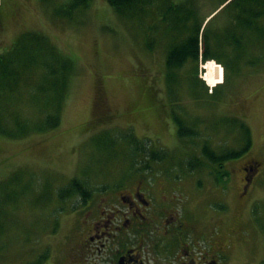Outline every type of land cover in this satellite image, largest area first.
Here are the masks:
<instances>
[{
    "label": "rangeland",
    "instance_id": "1",
    "mask_svg": "<svg viewBox=\"0 0 264 264\" xmlns=\"http://www.w3.org/2000/svg\"><path fill=\"white\" fill-rule=\"evenodd\" d=\"M69 1L25 0L17 28L9 23V9L1 11L6 27L0 30V53L33 31L69 58L73 70L57 127L17 139L0 134V264L33 262L43 253L44 264H63L72 227L68 214L80 200L62 202L58 188L76 177L96 195L106 180L125 173L154 177L160 187L166 182L179 200H192L190 213L199 220L222 215L224 227L234 224L245 240L238 263L264 264V177L244 205L238 204L241 163L251 158L264 168V31L245 30L240 44H226L227 23L237 21V0H185L195 4L187 22L202 23L223 69L199 58L196 71L187 60L171 84L164 77L166 48L183 35L169 29L174 14L169 6L184 0H148L124 14L107 0H88L87 6ZM256 21L264 26V15ZM241 32L237 27L236 38ZM24 115L29 123L39 116L34 104L25 106ZM174 115L198 136L179 139ZM240 122L250 129L251 145L224 162L228 174L222 182L232 180L225 195L212 184L216 167L201 156L204 166L189 171L188 159L200 156L206 141L217 151L239 148ZM126 135L170 156L146 161L131 154L134 144L126 143Z\"/></svg>",
    "mask_w": 264,
    "mask_h": 264
},
{
    "label": "flooded vegetation",
    "instance_id": "2",
    "mask_svg": "<svg viewBox=\"0 0 264 264\" xmlns=\"http://www.w3.org/2000/svg\"><path fill=\"white\" fill-rule=\"evenodd\" d=\"M24 2L0 0V30L6 27L3 7L9 9V23L17 28L21 17L17 13ZM180 3L195 8L192 1ZM238 169V196L243 199L238 204L243 206L263 181L264 168L261 162L246 158ZM213 179L217 190L227 195L232 180ZM161 185L154 177L125 173L106 180L85 201L78 198L80 206L68 214L72 227L65 240L63 264H239L240 251L245 252L240 230L234 224L225 228L219 214L197 219L190 213L189 197L179 200L166 182Z\"/></svg>",
    "mask_w": 264,
    "mask_h": 264
},
{
    "label": "trees",
    "instance_id": "3",
    "mask_svg": "<svg viewBox=\"0 0 264 264\" xmlns=\"http://www.w3.org/2000/svg\"><path fill=\"white\" fill-rule=\"evenodd\" d=\"M76 1L81 2L83 6L88 5V0H70L69 3L72 4ZM107 2L117 13L124 14L128 9L132 11L137 3H148L149 1L107 0ZM236 4L239 7V10L234 13L237 21L227 25L225 37L226 44L231 45L240 44L242 40L240 37L245 34V30L250 31L256 28L258 31H264V26L256 21L260 15H264V0H237ZM169 7L174 11L169 29L174 32L173 36L181 37L183 35L180 40L172 41L166 48L164 77L167 83L173 84L177 81V70L182 68L187 60L195 63L197 71L196 64L199 58L203 61L211 58L217 59L210 52L202 23L194 20L189 25L187 22L194 17V9L187 8L183 4L170 5ZM237 27L238 31L239 27L242 29L239 38H236ZM72 70V61L60 54L48 42L45 35L33 31L22 33L9 49L0 53V134L17 139L30 132H45L57 127L61 121V109L67 96ZM21 100L25 101L22 103ZM29 104H34L39 115L32 123H29L24 115V108ZM173 119L177 124L176 131L179 139L198 136L197 131L192 127H187L181 117L174 115ZM239 128L240 140H244L239 148L226 147L217 151L206 141L200 148L201 155H192L188 159L189 171L204 166L202 156L208 164L216 167L218 173L216 179L222 180L228 174L227 170L223 169L224 162L241 156L251 145L248 126L244 122H240ZM126 136V143L134 144L131 154H141L146 157V161H161L170 156L167 151L149 149L148 146L146 148L133 135ZM147 167V164L143 165V168ZM46 187L50 195L52 189L50 184L47 183ZM92 193V189L86 181L73 177L58 188L57 197L62 202L68 198H80L85 201V198ZM49 197L46 196V198ZM46 256V253H43L37 257L36 261H28L24 264H43Z\"/></svg>",
    "mask_w": 264,
    "mask_h": 264
}]
</instances>
